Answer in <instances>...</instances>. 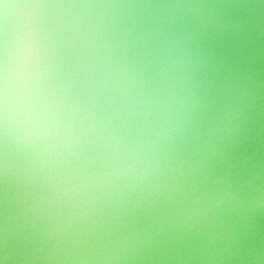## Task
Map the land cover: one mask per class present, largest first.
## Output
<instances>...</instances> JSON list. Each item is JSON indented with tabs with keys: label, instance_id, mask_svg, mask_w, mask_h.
<instances>
[{
	"label": "water",
	"instance_id": "1",
	"mask_svg": "<svg viewBox=\"0 0 264 264\" xmlns=\"http://www.w3.org/2000/svg\"><path fill=\"white\" fill-rule=\"evenodd\" d=\"M0 264H264V0H0Z\"/></svg>",
	"mask_w": 264,
	"mask_h": 264
}]
</instances>
